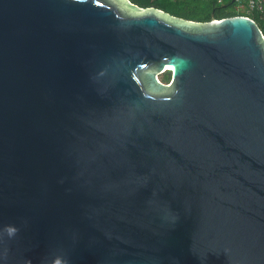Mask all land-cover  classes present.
<instances>
[{"label": "water", "instance_id": "obj_1", "mask_svg": "<svg viewBox=\"0 0 264 264\" xmlns=\"http://www.w3.org/2000/svg\"><path fill=\"white\" fill-rule=\"evenodd\" d=\"M0 264H264L257 21L0 0Z\"/></svg>", "mask_w": 264, "mask_h": 264}, {"label": "trees", "instance_id": "obj_2", "mask_svg": "<svg viewBox=\"0 0 264 264\" xmlns=\"http://www.w3.org/2000/svg\"><path fill=\"white\" fill-rule=\"evenodd\" d=\"M141 7H157L171 15L196 21H210L235 15H247L257 21L264 32V0H130ZM160 80L167 84L172 71L160 74Z\"/></svg>", "mask_w": 264, "mask_h": 264}, {"label": "built area", "instance_id": "obj_3", "mask_svg": "<svg viewBox=\"0 0 264 264\" xmlns=\"http://www.w3.org/2000/svg\"><path fill=\"white\" fill-rule=\"evenodd\" d=\"M250 4H251V6H253L254 5V0H250Z\"/></svg>", "mask_w": 264, "mask_h": 264}, {"label": "snow or ice", "instance_id": "obj_4", "mask_svg": "<svg viewBox=\"0 0 264 264\" xmlns=\"http://www.w3.org/2000/svg\"><path fill=\"white\" fill-rule=\"evenodd\" d=\"M97 2H98V0H97Z\"/></svg>", "mask_w": 264, "mask_h": 264}, {"label": "flooded vegetation", "instance_id": "obj_5", "mask_svg": "<svg viewBox=\"0 0 264 264\" xmlns=\"http://www.w3.org/2000/svg\"><path fill=\"white\" fill-rule=\"evenodd\" d=\"M172 79V78H171Z\"/></svg>", "mask_w": 264, "mask_h": 264}]
</instances>
